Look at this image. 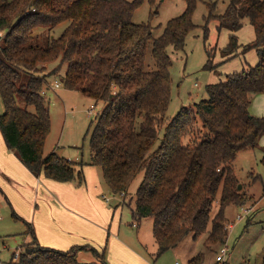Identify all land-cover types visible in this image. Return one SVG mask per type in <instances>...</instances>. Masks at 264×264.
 <instances>
[{
	"label": "trees",
	"instance_id": "16d2710c",
	"mask_svg": "<svg viewBox=\"0 0 264 264\" xmlns=\"http://www.w3.org/2000/svg\"><path fill=\"white\" fill-rule=\"evenodd\" d=\"M143 1L0 0V96L5 106L0 129L9 149L34 175L83 180L84 162L55 150L44 152L52 128L44 96L47 77L58 76L66 64L63 86L105 104L96 116L87 164L100 167L116 195L128 192L143 173L130 207L135 219L153 218L156 255L204 233L207 244H224L226 207L246 196L234 161L241 150L257 148L264 135V116L249 110L252 95L264 93V0H230L223 13L215 11L216 1H206V22L215 20L219 30L231 31L221 55L229 60L239 49V54L255 49L259 61L208 84V98L182 106L172 118L167 114L172 92L168 48L184 49L198 26L193 20L198 0H185L184 12L157 36L151 22L133 19ZM246 19L255 39L240 44L238 31ZM59 25L64 28L54 36ZM38 28L49 31L40 36ZM207 52L204 68L217 71L220 63L213 64L210 48ZM35 245L29 257L14 264H110L104 253L90 263L80 261L74 249L44 247L36 240ZM202 261L198 255L189 264Z\"/></svg>",
	"mask_w": 264,
	"mask_h": 264
},
{
	"label": "rangeland",
	"instance_id": "374dc122",
	"mask_svg": "<svg viewBox=\"0 0 264 264\" xmlns=\"http://www.w3.org/2000/svg\"><path fill=\"white\" fill-rule=\"evenodd\" d=\"M132 1V0H130ZM206 1H216V12L223 13L230 0H198L197 7L193 14V20L198 25L191 31L187 38L184 49L177 50L173 47L168 48V53L172 60V92L171 102L168 109V117H174L182 106L190 105L204 98H208L206 87L218 78V74L205 69L204 65L208 60L207 48L212 54V63L216 64V59L228 42L229 33L226 30L220 31L215 20L206 22L209 9ZM152 2L156 5L153 7ZM144 0L134 13L135 22H151L154 27L153 32L157 36L161 34L166 23L173 17H177L184 12L187 3L185 0ZM155 10H158L155 12ZM154 16L151 19V15ZM239 36L243 43L250 42V37L254 34V29L246 19ZM207 23V26H205ZM64 25H59L53 31L54 36L60 35ZM44 31L38 28L35 34ZM207 36V37H206ZM47 42V39H43ZM45 44V43H44ZM219 47V48H218ZM254 49L249 50L243 55H237L223 65L224 73L241 71L243 64L251 61L252 54H248ZM255 57L257 54L253 51ZM239 56V57H238ZM67 65L64 64L58 76L50 75L47 77L48 85L51 89L47 92V99L50 102V116L52 128L47 137L44 152L45 154L56 150L61 156L71 159L90 158V136L96 125L97 114L102 111L104 103L96 102L78 90H70L63 86V76ZM48 69V75L52 74ZM59 73V72H58ZM57 73V74H58ZM215 79V80H214ZM56 82L60 83L59 88H55ZM264 101V93L258 94V100ZM96 105L95 108L93 106ZM256 110V115L264 116V105H251ZM5 111V106L0 96V114ZM263 114V115H262ZM264 135L257 148L241 150L234 161L235 173L242 185V192L245 193V200L239 204H230L226 207L227 217L226 226L232 225L228 230V237L224 244H207L208 233L202 234L198 239L192 236L185 238L176 248H172L161 254L156 255L158 245L153 235V218L142 217L135 219L132 216L129 203L134 205L136 190L143 178V173L131 183L129 191L121 196L126 204L121 208L123 222L126 228L122 231L132 236L131 231L140 230L141 242L139 246L145 253L144 260H136L132 264H189V261L198 255H203V261L199 264H215L216 255L220 249L227 245L226 264H264ZM103 183L106 180L103 176ZM112 198L118 199L112 191L106 190ZM220 196V192L219 195ZM126 200V201H125ZM219 198L215 201L212 215L219 207ZM116 201V200H114ZM6 205V206H5ZM247 209L249 214L242 210ZM242 213V218L237 215ZM136 221L138 225L132 226ZM27 225L24 221L15 219L12 214L11 206L6 203V198L0 200V264H14L22 256H30V251L34 249L35 241L28 235ZM131 229V230H130ZM135 237V236H134ZM30 249V250H29ZM142 252V251H141ZM89 260H96L95 255L87 253ZM83 260V256L79 255Z\"/></svg>",
	"mask_w": 264,
	"mask_h": 264
},
{
	"label": "crops",
	"instance_id": "0c3cea01",
	"mask_svg": "<svg viewBox=\"0 0 264 264\" xmlns=\"http://www.w3.org/2000/svg\"><path fill=\"white\" fill-rule=\"evenodd\" d=\"M222 30L228 31L229 35L231 33L228 29L224 28L220 31ZM241 31L242 29L238 31L239 43L245 44L239 36ZM254 39L255 32L250 37L251 41ZM253 51L257 54L255 49ZM253 51L248 54H252L250 60L254 63L246 61L241 70L247 69L250 65L254 66L259 61L258 54L255 57ZM239 52L238 55L246 58L245 53L239 54ZM227 61L229 60H226L221 53L218 54L216 63L220 65L217 71H213L218 74V78L212 83L225 79L226 74H229L222 70ZM50 89L51 87H47L44 90L46 99ZM259 93L252 95L249 107L251 114L255 116H261L256 115L261 113H257L251 105H264L262 98L261 101H257ZM68 159L84 162L83 180L75 178L72 181L62 182L48 178L43 173L36 176L19 156L9 149L0 129V200L2 197L6 198L14 218L26 223L28 229L24 242H27L29 235L44 247L64 251L74 249L82 262H96L97 253H104L105 259L110 264H132L136 260H144L146 255L141 250L142 246H139L140 230L131 231L132 236L122 231V226L126 228L125 224L129 225L123 222L121 211L126 202L119 197L112 198L106 193V190L109 192L111 190L102 181L104 179L100 167L87 164L89 159L70 157ZM128 205L130 206V203ZM130 209L132 212L131 207ZM131 224L134 227L138 225L136 221ZM90 252L95 255L96 260H89L87 253ZM79 255L83 256V260Z\"/></svg>",
	"mask_w": 264,
	"mask_h": 264
},
{
	"label": "built area",
	"instance_id": "2783aa9c",
	"mask_svg": "<svg viewBox=\"0 0 264 264\" xmlns=\"http://www.w3.org/2000/svg\"><path fill=\"white\" fill-rule=\"evenodd\" d=\"M3 36V31L0 30V38ZM55 88H59L60 87V83L59 82H56L55 85H54ZM96 105L93 106V108H95ZM125 192H122L121 194H118L121 198V196H124ZM107 200H109V198H107ZM245 214H249V211L247 209H243L242 210ZM242 213L238 214L237 215V218L238 219H241L242 218ZM136 224V223H135ZM232 225H229L228 229L231 227ZM229 249H228V246L225 245L223 246L219 253L216 255V263L215 264H226V255L228 253Z\"/></svg>",
	"mask_w": 264,
	"mask_h": 264
},
{
	"label": "water",
	"instance_id": "95a60500",
	"mask_svg": "<svg viewBox=\"0 0 264 264\" xmlns=\"http://www.w3.org/2000/svg\"><path fill=\"white\" fill-rule=\"evenodd\" d=\"M241 188H242V185L240 184V185H239V189H241Z\"/></svg>",
	"mask_w": 264,
	"mask_h": 264
}]
</instances>
